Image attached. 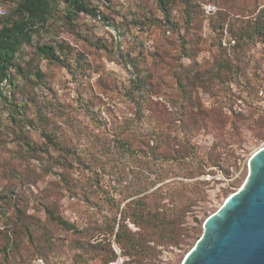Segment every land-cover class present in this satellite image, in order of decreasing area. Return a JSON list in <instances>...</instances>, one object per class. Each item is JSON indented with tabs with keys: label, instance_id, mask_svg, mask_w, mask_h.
<instances>
[{
	"label": "rangeland",
	"instance_id": "374dc122",
	"mask_svg": "<svg viewBox=\"0 0 264 264\" xmlns=\"http://www.w3.org/2000/svg\"><path fill=\"white\" fill-rule=\"evenodd\" d=\"M21 1L0 0V26ZM82 1L95 16L54 0L1 84L0 264H181L264 145V43L244 36L264 0H164L171 28L155 0ZM180 39L192 56L160 63L156 54ZM41 45L54 46L60 65L35 52ZM180 62L198 78L194 117L203 125L193 141L216 167L188 181L202 185L172 246L120 221L134 192L160 185H149L150 170L169 165L121 154L112 136L144 138L158 124L166 132L178 115L170 75ZM138 72L146 93L135 84Z\"/></svg>",
	"mask_w": 264,
	"mask_h": 264
},
{
	"label": "trees",
	"instance_id": "16d2710c",
	"mask_svg": "<svg viewBox=\"0 0 264 264\" xmlns=\"http://www.w3.org/2000/svg\"><path fill=\"white\" fill-rule=\"evenodd\" d=\"M155 2L165 15V25L171 28L164 0H155ZM53 3L54 0H23L16 4L12 16L0 26V94L2 82L10 80L9 70L14 67L15 53L20 46L30 43L32 31L51 17ZM67 5L72 13L95 16L94 10L85 5L82 0H67ZM247 28L248 32L244 36L253 37L254 35L264 43V9L254 17L250 25L247 24ZM234 39L240 41L244 38ZM166 45L165 50L156 54L160 63L165 57L178 63L180 59L192 56V52L188 48L190 44L188 45L184 39H180L177 46L173 43H166ZM35 52L54 64L60 65L61 63L53 45L38 46L35 48ZM175 56L177 58L173 59ZM166 67L168 70L174 69L168 65ZM177 68L172 71L170 76L174 82L178 115L173 121H167L166 132L158 124L151 125L150 134L144 138L136 137L135 133L117 136L111 134L114 139L113 147L115 150L117 148L121 154L133 157L135 161L140 154L145 160L153 161L154 165L155 162L169 165L166 169L158 167L157 170H150L154 180L150 181L149 185L151 187L157 183L160 185L144 196H139V191L134 192V198L128 201L120 212V221L130 222L142 232L143 236L145 233L147 236L158 237L161 241L172 246H177L180 243L177 229L184 225L186 216L190 213V209L198 197L197 188L202 185L197 180L192 184L188 181L203 175L208 166L216 167L214 162L207 164L203 161L199 146L193 141V133L196 132L198 126L203 125L194 117L196 110V104L193 102L194 85L198 78L187 68H184L181 62ZM134 79L135 84L138 85V91L146 93L148 82L145 81L144 74L138 72ZM46 139L50 141L49 135L46 136ZM52 143L56 144L55 141ZM140 147H143L144 150ZM207 156L209 158V155ZM175 171L181 172V176H172ZM176 177L179 180H174ZM151 187L149 186L147 189ZM163 201L166 202L162 203ZM49 217L54 225L69 231L70 228L65 227L63 222L52 216ZM138 235L139 233H135L131 236ZM128 242L136 252L142 248L137 239L132 238ZM181 242L183 241L181 240ZM109 262L111 261L108 260L106 263Z\"/></svg>",
	"mask_w": 264,
	"mask_h": 264
},
{
	"label": "water",
	"instance_id": "95a60500",
	"mask_svg": "<svg viewBox=\"0 0 264 264\" xmlns=\"http://www.w3.org/2000/svg\"><path fill=\"white\" fill-rule=\"evenodd\" d=\"M248 165L246 182L205 219L181 264H264V145Z\"/></svg>",
	"mask_w": 264,
	"mask_h": 264
},
{
	"label": "built area",
	"instance_id": "2783aa9c",
	"mask_svg": "<svg viewBox=\"0 0 264 264\" xmlns=\"http://www.w3.org/2000/svg\"><path fill=\"white\" fill-rule=\"evenodd\" d=\"M4 10L2 8H0V17L4 15Z\"/></svg>",
	"mask_w": 264,
	"mask_h": 264
}]
</instances>
